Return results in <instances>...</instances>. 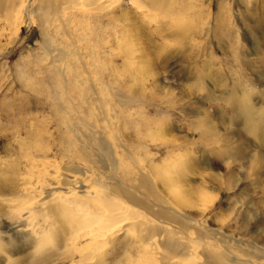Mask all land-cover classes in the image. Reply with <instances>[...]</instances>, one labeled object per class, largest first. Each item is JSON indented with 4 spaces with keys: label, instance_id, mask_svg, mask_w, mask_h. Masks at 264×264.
Masks as SVG:
<instances>
[{
    "label": "rangeland",
    "instance_id": "obj_1",
    "mask_svg": "<svg viewBox=\"0 0 264 264\" xmlns=\"http://www.w3.org/2000/svg\"><path fill=\"white\" fill-rule=\"evenodd\" d=\"M134 1L114 0L89 19L85 8L76 13L87 19L79 27L85 86L98 90L105 105L99 109L86 97L101 122L96 137L110 135L119 154L131 148L128 165L132 171L146 167L154 198L176 215L199 220L227 259L236 253L264 264V0ZM26 10L15 26L0 9L4 198H11L7 187L26 174L11 172L10 164L24 161L21 154L35 143L38 123L53 118L50 93L73 88L48 66L44 22L35 7ZM44 24L54 46L63 41ZM109 115L112 129L104 119ZM90 122L87 116V137L93 134ZM2 198L0 213H6ZM53 227L58 237L61 231ZM54 237L41 247L36 238L23 246L13 239L5 245L12 251H0V264H74L78 259L68 257L71 251ZM124 237L106 250L104 264L137 257L138 241Z\"/></svg>",
    "mask_w": 264,
    "mask_h": 264
},
{
    "label": "bare ground",
    "instance_id": "obj_2",
    "mask_svg": "<svg viewBox=\"0 0 264 264\" xmlns=\"http://www.w3.org/2000/svg\"><path fill=\"white\" fill-rule=\"evenodd\" d=\"M113 3L114 0H0L1 12L13 17L15 26L27 7L33 6L42 23L62 37L65 42L58 40L60 43L54 46L55 41L42 24V51L48 66L73 86L68 91L59 88L58 96L50 93L49 115L53 118L48 116L38 123L34 145L21 154L24 161L18 166L10 164L11 172L24 169L26 174L20 183L7 187L11 198L0 196L7 207L6 213H0V251H12L5 245H12L14 240L23 246L36 238L41 240L39 247L49 245L54 237L53 226L57 225L61 233L54 237L55 242L71 251L68 257L78 259L74 264H104L106 250L120 236H132L141 249L126 264H154V260L156 264H256V258L236 253L227 259L217 249L214 235L204 231L199 220L176 215L166 202L154 198L155 187L146 167L138 166L132 171L128 165L134 153L131 148H125L127 154H119L110 135L96 137L101 122L95 107L85 104L86 97L95 99L93 105L99 109L105 105L98 90L85 86V48L81 44L85 37L79 27L87 19H79L76 13L85 8L89 19ZM87 116L93 133L89 137L84 130ZM104 119L112 129L114 118L109 115ZM118 142V146H125Z\"/></svg>",
    "mask_w": 264,
    "mask_h": 264
}]
</instances>
